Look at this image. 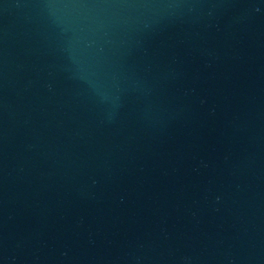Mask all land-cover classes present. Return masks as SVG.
<instances>
[{
    "label": "water",
    "instance_id": "95a60500",
    "mask_svg": "<svg viewBox=\"0 0 264 264\" xmlns=\"http://www.w3.org/2000/svg\"><path fill=\"white\" fill-rule=\"evenodd\" d=\"M0 264H264V0H0Z\"/></svg>",
    "mask_w": 264,
    "mask_h": 264
}]
</instances>
